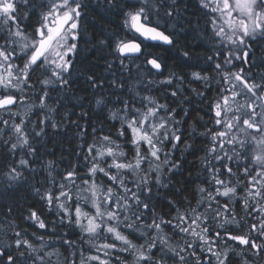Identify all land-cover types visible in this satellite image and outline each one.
Here are the masks:
<instances>
[{"label":"snow or ice","instance_id":"snow-or-ice-1","mask_svg":"<svg viewBox=\"0 0 264 264\" xmlns=\"http://www.w3.org/2000/svg\"><path fill=\"white\" fill-rule=\"evenodd\" d=\"M90 5L0 0V197H29L0 211V264H264V0H196L202 57L189 0H97L120 19L93 45L104 77L77 68ZM69 132L75 162L47 146ZM178 150L202 153L195 177Z\"/></svg>","mask_w":264,"mask_h":264},{"label":"trees","instance_id":"trees-1","mask_svg":"<svg viewBox=\"0 0 264 264\" xmlns=\"http://www.w3.org/2000/svg\"><path fill=\"white\" fill-rule=\"evenodd\" d=\"M96 2L97 0H91V5L87 10V15L84 17V23L86 25L84 29V41L81 43V52L80 56L78 58L77 68L78 69H88L91 68L93 71H96L99 76H110V73L105 71V64L102 59L103 55H106V53H102L95 48H93V45L96 44V42L104 38L106 35V32L109 30H116L119 28L120 25V19L116 15L106 16L102 10L96 8ZM123 2V0H121ZM190 2V10L189 15L192 17V25H187L185 27V33L182 34L181 37V44H188L191 46V49L193 53L196 56L202 57L207 52L208 45L204 42V34H203V21L201 20V24L199 26L198 30L196 28V15L193 13L198 12L199 10L196 8V0H189ZM202 16V14H201ZM103 25L109 26L107 29L105 27H102ZM187 37L186 39L184 37ZM167 46H163L161 48L153 49L154 52L157 54H160L166 58L167 63L171 66L174 63V54L169 51H165ZM258 51L261 50V46L257 45ZM207 66L202 62H196L193 61L191 66H181L179 68H170L172 71L186 73L193 70H200L201 68H206ZM165 75H167V71L165 72ZM191 87L199 88V84H193ZM190 94V93H189ZM71 98V103H67V107L71 110V105L76 103V97L80 96H88L91 97V90L87 88V85L84 83L83 79L77 78L75 81V88L72 93L68 94ZM87 107V106H86ZM184 107H187L185 105ZM202 107V105H199L196 103L195 100H193V112H192V118H195L196 116H202L205 120L207 119L206 116H204L203 112H199L198 109ZM76 112L79 111V107L75 109ZM179 118V117H178ZM92 122L98 123V117L93 113L92 114ZM189 123L192 122L191 119L188 120ZM187 130V129H186ZM202 130V129H201ZM76 141L73 138V135L71 132H69L67 135H56L52 136L48 139L47 146L49 149L53 150L57 157L63 155L67 158V161L69 162H75V156L74 152L76 150ZM197 147H201V140L197 138L196 140ZM181 148H183V145H181ZM177 158H182V164L183 168L182 171L185 175H187L188 172L192 173V176L195 177L197 174V157L202 155V153H193L189 154L187 152H181L180 150L176 153ZM177 180L180 181V183L177 185L178 187H182L185 183V177L184 176H177ZM189 189L192 187L191 184L188 185ZM2 191V189H0ZM161 197L168 196L173 199H179V197L175 196L173 193L168 192L167 189H161L160 190ZM29 199L27 194V189L23 191H17L10 195H5L0 197V211H6V208L3 206L5 204H12V205H18L23 204L25 200ZM34 203V201H32ZM159 205V210L167 212L168 208L166 205V202L161 199L157 201ZM19 210V209H18ZM39 210V207H38ZM48 214L45 213V216ZM20 222L19 220L17 221ZM21 227H27L29 231H32L33 229L25 222L21 224Z\"/></svg>","mask_w":264,"mask_h":264}]
</instances>
